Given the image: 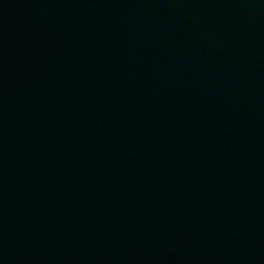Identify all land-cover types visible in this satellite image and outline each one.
I'll return each instance as SVG.
<instances>
[{
    "label": "water",
    "instance_id": "obj_1",
    "mask_svg": "<svg viewBox=\"0 0 264 264\" xmlns=\"http://www.w3.org/2000/svg\"><path fill=\"white\" fill-rule=\"evenodd\" d=\"M0 264H264V0H0Z\"/></svg>",
    "mask_w": 264,
    "mask_h": 264
}]
</instances>
